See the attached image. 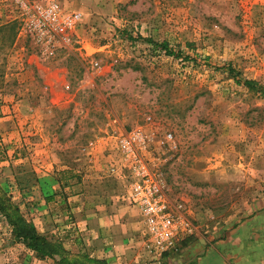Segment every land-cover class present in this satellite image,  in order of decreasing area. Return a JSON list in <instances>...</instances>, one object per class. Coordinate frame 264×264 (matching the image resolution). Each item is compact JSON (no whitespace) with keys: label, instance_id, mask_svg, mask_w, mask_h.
Returning <instances> with one entry per match:
<instances>
[{"label":"rangeland","instance_id":"rangeland-1","mask_svg":"<svg viewBox=\"0 0 264 264\" xmlns=\"http://www.w3.org/2000/svg\"><path fill=\"white\" fill-rule=\"evenodd\" d=\"M51 4L81 17L47 48L31 28ZM261 91L264 0H0V189L66 251L37 254L0 210V264H111L98 257L109 240L92 242L98 199L127 204L141 224L147 257L129 264H156L128 198L121 140L133 135L166 201L195 228L169 264L198 237H221L264 210Z\"/></svg>","mask_w":264,"mask_h":264},{"label":"crops","instance_id":"crops-1","mask_svg":"<svg viewBox=\"0 0 264 264\" xmlns=\"http://www.w3.org/2000/svg\"><path fill=\"white\" fill-rule=\"evenodd\" d=\"M95 204L99 210L90 222L92 242L102 245L108 239L111 244L98 257L111 264H129L141 257L143 263L147 254L139 241L142 227L133 209L115 200L108 204L98 199ZM171 256V264H264V210L227 229L221 237H198Z\"/></svg>","mask_w":264,"mask_h":264},{"label":"built area","instance_id":"built-area-1","mask_svg":"<svg viewBox=\"0 0 264 264\" xmlns=\"http://www.w3.org/2000/svg\"><path fill=\"white\" fill-rule=\"evenodd\" d=\"M80 17V13L63 14L51 4L46 9L37 11L31 29L36 32L38 41L48 48L54 46L53 35L73 28ZM137 140L144 143L139 135L121 140L124 154L131 159L130 170L134 180L128 198L141 213L143 236L153 252L152 260L156 264H169L167 254L176 250L178 243L192 234L195 228L180 213V206L174 210L166 201L160 181L150 172L141 155L132 149V143Z\"/></svg>","mask_w":264,"mask_h":264},{"label":"trees","instance_id":"trees-1","mask_svg":"<svg viewBox=\"0 0 264 264\" xmlns=\"http://www.w3.org/2000/svg\"><path fill=\"white\" fill-rule=\"evenodd\" d=\"M150 43L163 50L166 55L178 58L183 55L185 60H192L188 55H184L182 51L175 52L172 48L169 47L168 43H155L152 40H148ZM227 67V68H226ZM223 69H226L228 74H230L238 84H242L250 89L255 88V83L251 80H241L238 78L233 69L229 67V65L224 64L222 66ZM256 90V89H255ZM258 91H260L258 89ZM264 96V92L261 91ZM0 210L3 211L10 225L13 228V235L16 240L24 243L28 248L32 249L34 252L41 256H47L50 258H55L56 256H60V259H65L66 251L62 247V245L53 240L51 237L49 238L47 235L41 234L38 230L29 223L19 212L18 208L12 206L9 203V199L3 194L0 189ZM93 264H105L101 261H93Z\"/></svg>","mask_w":264,"mask_h":264}]
</instances>
